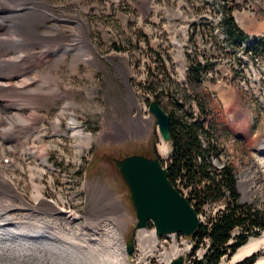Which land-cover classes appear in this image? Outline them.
Returning a JSON list of instances; mask_svg holds the SVG:
<instances>
[{
	"label": "rangeland",
	"instance_id": "obj_1",
	"mask_svg": "<svg viewBox=\"0 0 264 264\" xmlns=\"http://www.w3.org/2000/svg\"><path fill=\"white\" fill-rule=\"evenodd\" d=\"M46 1L48 13H54L55 20L45 19L37 27L36 34H47L45 37L28 38L48 42L51 47H55V55L48 54L42 47H35L34 60L39 63L38 68H27L25 64L27 70H22L20 77L12 72L4 81L10 87L22 85L23 89L37 90L36 81L30 80L24 85L22 80L42 75L52 82L47 77L55 75L57 93L67 95L71 117L81 122L83 131L89 133L91 138L80 136V142L78 137L71 139L72 142H78L75 148L69 145L70 140L65 146L60 145L55 139V128L52 125L55 111L63 99L56 98L52 91L50 95L46 93V87L45 90H37L36 94L32 93V96L21 94L25 104L21 102L22 99L19 103L23 105L19 109L13 105H6L5 108L0 104V113L10 116L13 112H20L25 116L32 112L26 118L30 117L29 121L33 120L36 129L42 132L35 134L37 136H25V133H21L25 139L14 140L12 133L15 132H8V129L4 133V138H0V179L7 180L14 186L17 195L28 203H33L30 183L34 178L41 184L45 199H56L58 203L60 200L71 202L72 207L83 215L81 222L89 221L86 226L88 228H96L100 217L122 221L124 250L129 238L133 242L132 252L127 256L130 264H166L169 257L176 254H182L184 263L189 264L190 258L203 253L204 246L197 248L193 255L191 241L178 233L156 236L157 239H153L150 237L152 224L147 225L145 231L136 229L127 187L110 161L111 157H123L133 151L148 153L151 144L156 147L161 161L169 160L170 142L162 139L155 117L148 111L149 102L156 99L168 113L176 112V103L183 111L195 113L194 116L212 134V140L222 157L219 162L228 163L240 175L237 177L240 182L237 183L240 200L250 203L253 208L264 210V161H257L255 155L246 149L245 143L256 144L264 139V111L250 101L242 84L227 82L217 70L216 63L226 57L216 39H212L214 29L219 25L214 22V27L210 23H202L203 26L191 25L199 17L201 20L205 17L214 18L216 13L219 14L218 9L222 10L224 3L231 6L228 13L232 11L237 19L236 24L243 33L264 34V0H231L232 3L230 0ZM227 1L229 4H226ZM76 18L80 21V26L76 23ZM190 26H193L195 32L203 34L204 39L197 41L199 46L193 43L194 48L188 53L185 47L176 46L175 43L180 44L184 28L189 30ZM54 30L55 39L48 40L52 38ZM75 34L82 43H86L88 38L92 44L90 51L79 50L78 45L76 50H63V47L74 43ZM199 47L209 50L208 59L202 65L199 61ZM85 56H89L90 60L84 61ZM191 62L196 63L200 70V81H196L190 69H185V63L190 65ZM222 88L231 89L234 96L231 98L228 92L224 94ZM215 89H220L221 95ZM223 97L226 101L224 106ZM234 100L247 112L253 113L250 117L252 121L249 119L247 127L243 124L237 126V121L231 124L226 120L228 109L236 107L233 105ZM30 105L32 106L29 107ZM24 110L27 111L23 112ZM58 114L60 117L68 116ZM8 124L3 125V128L7 129ZM6 134L10 136L9 142H6ZM242 134L253 136L245 138ZM232 137L234 140H231ZM4 157L8 159L6 163L3 162ZM36 172L38 176L33 177ZM183 190L187 192L186 189ZM110 197L118 201L121 212L111 205ZM14 203L21 204V201L16 200ZM6 205L13 207L12 203ZM222 206L221 200L203 205L198 210L199 221L207 222ZM32 212L37 213L36 209ZM14 213L19 216L17 211ZM237 231L235 229L233 234ZM142 233L145 235L139 236ZM259 236H264V229L258 235L250 236L247 241ZM238 248L230 256L222 257L218 264H234L248 254L234 259L241 251V247ZM253 251L257 252V257L252 264H264V237L263 243Z\"/></svg>",
	"mask_w": 264,
	"mask_h": 264
},
{
	"label": "bare ground",
	"instance_id": "obj_2",
	"mask_svg": "<svg viewBox=\"0 0 264 264\" xmlns=\"http://www.w3.org/2000/svg\"><path fill=\"white\" fill-rule=\"evenodd\" d=\"M48 12L46 0H0V104L4 107L13 105L19 109L20 105L26 102L21 98V94L30 96L44 87L48 88L47 90L44 88V90L49 95L51 91L55 93V75L53 74L47 77L51 78L52 82L46 80L42 75L30 79L27 77L28 79L24 78L25 80H22L24 85L27 81H36L37 86L35 89L37 90L23 89L22 85H12L10 87V84L4 81L6 76L12 72H15L17 76L21 75L24 70H27L25 64L27 68L28 66L38 68L39 63L34 60L35 47H42L48 54L55 55V47H51L48 42L28 38L32 36L45 37L47 35L36 34V29L45 19L55 20V14ZM75 21L79 25L78 18ZM74 37V43L63 47V50H76L75 47L78 45L79 50L90 51L92 44H90L88 38L86 43H82L77 34ZM54 39L55 30L52 38L48 40ZM86 46L89 48L86 49ZM27 53L28 55H26ZM85 57L83 58L84 61L90 60L89 56ZM16 69H19V72H16ZM42 92L44 91L42 90ZM32 98H35V96ZM21 99L23 104L19 103ZM25 111L27 110L23 112ZM29 114H32V112H29ZM29 114L27 115L29 116ZM27 115L23 116L20 112H13L8 116L1 112L0 135H2L0 138H4V133H7L8 129H10L8 132H15L12 133V140L25 139V136L28 135L37 136L40 130L36 129L33 120L29 121L28 118L30 117L26 118ZM5 122L9 123L7 129L3 128ZM52 126L55 128V121ZM11 133L9 134L11 135ZM21 133H25V136ZM6 135L8 136V134ZM77 135L79 137L86 136L80 130ZM9 137L6 138V142H9ZM9 145H11V142ZM2 152L4 153L3 148ZM35 175H37V172L33 173L32 176ZM30 185V196L34 201L33 203H28L17 195L14 186L11 183L9 184L7 180L0 179V209L2 208L0 210V264H130L124 250V240L121 234L122 221H110L100 217L96 228H88L86 226L89 225V221L82 223L81 214L76 211L65 214L63 212H60V214L55 213V210L59 209H55V201L45 199L41 184L37 183L34 178ZM110 198L111 205L121 212L118 201L114 197ZM16 200H20L21 204H15L14 201ZM4 201L12 203L13 207L9 208L10 205H6ZM33 209H36L37 213L33 214ZM13 210L17 211L19 216H15ZM144 235L142 233L139 236ZM263 237L251 238L240 246L241 251L234 259L255 250L259 244L263 243ZM56 257L60 259L56 260Z\"/></svg>",
	"mask_w": 264,
	"mask_h": 264
},
{
	"label": "trees",
	"instance_id": "obj_3",
	"mask_svg": "<svg viewBox=\"0 0 264 264\" xmlns=\"http://www.w3.org/2000/svg\"><path fill=\"white\" fill-rule=\"evenodd\" d=\"M223 24L229 34L237 38L243 36L231 16H225ZM196 69L192 66L190 71L197 81L199 72ZM176 107V112L168 113L171 144L169 160L161 161L154 144L150 145L148 153L141 154L160 160L170 183L181 193V189L187 190V199L197 213L209 202L223 201V206L207 222L199 224L190 236L191 254L194 255L201 245L204 250L200 256L190 258L189 264H218L222 257L230 256L242 246L249 236L258 235L264 229V210L239 201V192L230 166L224 165L216 169L211 164L210 156L216 154L218 148L212 140L210 130L204 129L203 122L194 116L193 111H183L177 103ZM202 134L206 139L205 146H202L199 138ZM132 153L139 152L128 154ZM235 229H238L237 233L232 234ZM256 257L257 253H252L234 264H252Z\"/></svg>",
	"mask_w": 264,
	"mask_h": 264
},
{
	"label": "water",
	"instance_id": "obj_4",
	"mask_svg": "<svg viewBox=\"0 0 264 264\" xmlns=\"http://www.w3.org/2000/svg\"><path fill=\"white\" fill-rule=\"evenodd\" d=\"M155 117L163 140H169V114L157 100L148 104ZM128 189L129 200L135 214V228L145 227L151 221L157 236L181 232L190 236L199 226L197 214L189 201L170 183L166 169L157 157L133 153L123 157H111ZM133 242L129 238L126 254L132 252ZM168 264H184V256L178 255Z\"/></svg>",
	"mask_w": 264,
	"mask_h": 264
},
{
	"label": "built area",
	"instance_id": "obj_5",
	"mask_svg": "<svg viewBox=\"0 0 264 264\" xmlns=\"http://www.w3.org/2000/svg\"><path fill=\"white\" fill-rule=\"evenodd\" d=\"M261 39H262V36L256 35V36H254V38H251V42L256 43V42H258V40H261ZM199 137H200V140L203 142V139H202L201 135ZM202 144L204 145L205 142H203ZM212 160L214 162H218V160L216 158H213ZM217 166H222V164L219 163ZM237 176L240 177V175H237Z\"/></svg>",
	"mask_w": 264,
	"mask_h": 264
},
{
	"label": "crops",
	"instance_id": "obj_6",
	"mask_svg": "<svg viewBox=\"0 0 264 264\" xmlns=\"http://www.w3.org/2000/svg\"><path fill=\"white\" fill-rule=\"evenodd\" d=\"M234 105H239V104L236 103L234 100ZM242 121H244V122H242ZM240 122H242V123H240ZM242 124L246 125V127H247V115H246V109L245 108H243V117H241V120L238 122V126L242 125Z\"/></svg>",
	"mask_w": 264,
	"mask_h": 264
}]
</instances>
